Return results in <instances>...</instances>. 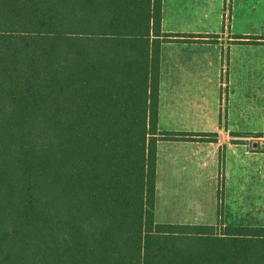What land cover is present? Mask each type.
Returning a JSON list of instances; mask_svg holds the SVG:
<instances>
[{
  "label": "trees",
  "instance_id": "16d2710c",
  "mask_svg": "<svg viewBox=\"0 0 264 264\" xmlns=\"http://www.w3.org/2000/svg\"><path fill=\"white\" fill-rule=\"evenodd\" d=\"M202 37L162 0H0V264H264V227L155 219L158 142L217 141L158 128L161 44Z\"/></svg>",
  "mask_w": 264,
  "mask_h": 264
},
{
  "label": "crops",
  "instance_id": "0c3cea01",
  "mask_svg": "<svg viewBox=\"0 0 264 264\" xmlns=\"http://www.w3.org/2000/svg\"><path fill=\"white\" fill-rule=\"evenodd\" d=\"M222 7L223 0H162L163 32L207 37L161 44L158 128L218 136L216 142H158L156 200L161 185L180 183L181 178L220 177L223 143L231 147L226 148L227 172L237 175L228 167L232 155L244 164V176L264 179V145L259 136L232 135L264 133V43H237L239 38L232 34L245 36L246 31L230 17L232 31L225 32L227 12ZM228 13L233 15V10ZM224 104L226 125L220 122ZM251 140L260 146L236 143Z\"/></svg>",
  "mask_w": 264,
  "mask_h": 264
},
{
  "label": "rangeland",
  "instance_id": "374dc122",
  "mask_svg": "<svg viewBox=\"0 0 264 264\" xmlns=\"http://www.w3.org/2000/svg\"><path fill=\"white\" fill-rule=\"evenodd\" d=\"M203 4L206 6V2ZM230 8L233 15L229 16ZM222 9L227 12V19L224 20L226 25L223 26L225 32L232 31L231 17L235 18L238 29L246 31L245 36L264 37V0H223ZM240 18H243V21L239 20ZM232 35L234 39L242 36L238 33ZM227 91V88H224V92ZM224 107L220 116L222 125H226L227 106L224 104ZM257 142L251 140L248 143H236L248 144L250 147L254 144L259 147V141ZM221 148L223 162L221 167L219 157L217 170L220 177L213 180L204 178L202 181L181 178L180 183L160 186L155 210L159 223H220L226 226L264 227V179L244 176V164L232 155L229 156L228 167L237 172V175L227 172L226 148L231 147L229 143H223Z\"/></svg>",
  "mask_w": 264,
  "mask_h": 264
},
{
  "label": "built area",
  "instance_id": "2783aa9c",
  "mask_svg": "<svg viewBox=\"0 0 264 264\" xmlns=\"http://www.w3.org/2000/svg\"><path fill=\"white\" fill-rule=\"evenodd\" d=\"M258 139H259V141H260V142H262V143H263V145H264V134H263L262 136H259V138H258Z\"/></svg>",
  "mask_w": 264,
  "mask_h": 264
}]
</instances>
